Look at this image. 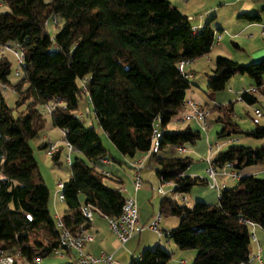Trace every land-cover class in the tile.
Returning <instances> with one entry per match:
<instances>
[{"label": "trees", "instance_id": "16d2710c", "mask_svg": "<svg viewBox=\"0 0 264 264\" xmlns=\"http://www.w3.org/2000/svg\"><path fill=\"white\" fill-rule=\"evenodd\" d=\"M0 1L9 8L0 14V51L15 45V52L20 49L23 54L16 83L9 78L11 62L3 55L0 58V82L17 95L14 108L0 96L1 250L36 264L61 248L60 231L49 209L50 191L30 146L45 128L40 106L53 104L49 111L53 126L84 157L72 160L71 176L62 183L66 211L61 221L72 233L90 227L84 207L108 219L117 218L127 199L105 184L108 176L98 169L101 162L116 159L94 126L77 116L84 96L118 152L131 159L150 152L144 168H152L161 184L172 183L174 194H187L207 184L206 178L186 174L190 157L161 153L201 139V132L190 126L168 128L184 111L188 92L195 86L180 64L208 55L214 46L209 24L194 30L171 0ZM243 17L250 23L260 21L257 13ZM59 22V31L50 36L49 26ZM236 75L250 77L254 87L264 92V59L239 64L220 56L207 75L208 97L213 99ZM239 98L249 106L260 103L246 90ZM22 106L24 110L16 116L15 110ZM209 111L218 114L219 137L264 139L262 126L248 131L240 128L234 120L233 102L214 104ZM48 147L45 142L39 145L47 152ZM61 150L51 155L55 163ZM213 163L215 168L231 165V171L239 174L235 186L221 188L214 204L197 201L189 207L163 196L159 213L179 221L165 231L166 238L180 250H195L192 264H249L252 227L264 231V178L240 176V172L264 164V143H231L216 154ZM61 250L72 254V250ZM172 257L170 250L157 245L132 256L129 264H168Z\"/></svg>", "mask_w": 264, "mask_h": 264}, {"label": "rangeland", "instance_id": "374dc122", "mask_svg": "<svg viewBox=\"0 0 264 264\" xmlns=\"http://www.w3.org/2000/svg\"><path fill=\"white\" fill-rule=\"evenodd\" d=\"M181 0H171V3L174 7H179V10H187L190 14V18L198 21L205 16V20H208L211 22V26L214 29V32L217 34H220L222 36H227L228 34L224 33L228 32L230 29L232 31V26L234 24L235 19H237L236 15L234 19H232V14L230 13V6L231 2H238V1H246V0H226L224 2H220L217 0H202L204 2L203 7H198L196 2L190 3L189 5L183 4L182 2H179ZM259 5H264V2H258ZM208 6V7H207ZM9 8L7 5L2 4L0 1V14L3 12L8 11ZM183 12V11H181ZM216 15V17H214ZM262 18H264V11L261 13ZM214 18V19H212ZM196 21H191L192 23H196ZM191 23V24H192ZM220 25L221 30L217 32L216 29ZM194 26V25H193ZM61 27V22H59L58 25H50L49 26V34L50 36H54L60 29ZM226 37H224L225 39ZM234 41V40H232ZM261 41H264V37H260V40L256 42V45H260ZM216 39H215V44L213 46L212 52H210L208 55H206L203 58L197 59L194 64L192 65H186L187 70L192 69L195 78L192 79L191 81L195 86L191 90L196 93L195 101L198 103H206L208 104L209 108L208 110V116H207V125L208 128L204 130L199 124V126L196 124L197 120H188L184 122H177L176 119L169 125V130H182L188 126H190L192 129L200 131L201 132V139L198 140L195 144H186L185 152H179L177 151L176 148L174 147H169L166 151L162 152L161 155L164 157H190L192 159V164L189 166V170L196 172L197 174H203L205 172V169L203 170V167L207 164L206 160L208 158H214L216 154L219 152L218 146L221 143H224L226 140L223 137H219L218 133L221 131L222 126L219 124L216 120L218 117V114L216 112L209 111L213 107L215 103L218 104H228L230 102H233L234 104V120L237 122L240 126V128L243 131H248V130H253L256 128L257 125L264 127V104L260 101V103H257L255 105L249 106L246 103H241L238 101V98L236 96V92L232 90V85H234L239 79H248V76H240L237 75L229 81L227 84L226 88L222 91L216 92L214 94L215 101H210L209 98H207L209 94V90L207 88L208 82L206 84V78L207 74H212V69L214 68L215 62L209 67L208 62V57H226L231 59L229 56L230 53L234 56L238 54V50L234 47V45L228 41L227 44L230 46V49H225V48H214L216 46ZM11 48H3L2 51H0V58L3 56L7 57L8 60L11 62L12 67H11V75H10V80L12 83H16L19 78L15 76L16 71L20 70V65H19V57L17 55L16 51V46L11 45ZM229 50V51H228ZM19 52L20 49H17ZM229 54H228V53ZM256 62V61H252ZM241 64H250V60L247 61H241L238 62ZM207 64V65H206ZM233 83V84H232ZM12 87H9L8 91V99H6V103L9 107L14 108L15 103L17 100V95L16 93L13 92ZM189 95V94H188ZM53 104H48L46 106H40L41 112H43L44 117L46 119V124L43 132L38 136L37 138L33 139L30 141V146L33 149V154L34 157L38 163V170L40 174L42 175L46 185L49 188L50 191V201H49V209L51 214L55 215V210L58 209L60 211L63 207L65 208V205L60 201L58 197L61 196L62 193V188H59V182L61 181L62 183L66 182L69 180L71 176V169L70 166H67L65 164V156L67 154V148L65 145V142L63 140L64 137V132L61 131L58 128H55L52 123L51 119V114L49 112L48 107L52 106ZM259 109L262 113L261 117H257L255 114V110ZM24 110V106L18 108V110H15V115L17 116L19 112ZM79 110L84 112L85 114L87 111H89V116L84 118L85 124L87 126H94L99 138L101 139V142L103 146L112 154L117 159L123 160V156L118 152L117 148L114 146V144L111 142V140L107 137V135L103 132L101 127L99 126L98 122L96 121V118L94 117L93 113V107L92 105L88 102V99L86 96L83 97V100L80 103ZM178 120V119H177ZM198 123V122H197ZM44 139H46L44 141ZM238 142L247 144L248 140H254L253 138H249L246 136H239ZM261 140V139H260ZM264 143V139H262ZM48 142V143H53L57 147H62V154L60 156L59 163H55L52 160L51 155L48 154L46 150H42L39 148V145L41 143ZM226 149V148H225ZM222 149V150H225ZM76 157H82L84 158L81 154L78 152H71V158L74 160ZM132 159L126 158V160L121 164L117 163L115 164V169L116 171H113L114 175H117L121 177L124 181V185H129V180H130V175L131 171H133V167L129 166L127 164L128 161ZM153 172L152 168H144L142 170V179L144 178L147 179V174ZM207 174V173H206ZM188 175V174H187ZM200 176V175H199ZM204 176V175H201ZM208 176V175H207ZM204 178V177H203ZM105 184L107 185H114L110 182V179H105L104 180ZM144 186L143 187H148L150 188V194H146L142 196L141 198V203L138 205V210L139 213L142 215L143 218L148 219L151 215V219L149 220L148 226L154 221V219L159 215L160 211V204L163 198V195L158 193L156 190L159 187H162L165 193H167V197H172L171 195V190L172 187L170 184H161L158 179L148 181L144 180ZM235 186V185H233ZM209 187V186H208ZM201 186H195L193 189H201ZM211 188L216 191L214 187L211 186ZM189 193L187 194H177L176 198H174L180 205H187L189 207L193 206L195 202L190 201V205L186 204V202H183V197H188ZM125 198H128L125 196ZM181 198V199H180ZM65 209L61 211V213H64ZM93 212V210H92ZM95 216L93 217V228L91 234L96 237V241L94 243V246H98V252H101L100 250H105L106 255H111L113 256L114 263L113 264H129L131 253L130 249L132 250L133 253L139 252L136 251V245H137V240L138 237L135 236L136 233L134 234V238L129 242H126L125 244H122L116 234L113 232V230L110 227L109 221H107L102 215L100 214H95L94 212L92 213ZM174 219L173 217H164L162 216V220L164 224L168 221H172ZM161 220V221H162ZM259 227V226H258ZM257 228V227H256ZM146 232L142 234L143 238L149 237H155L154 235L158 234L153 231V230H148V228H145ZM259 231L262 234V238L260 237V241H262V252L264 255V233L262 232L261 228H258ZM96 230L99 231V237L96 234ZM252 233H253V238L251 242V250L255 251L254 249L256 248L257 241L254 240V230L252 228ZM159 237V236H158ZM161 239V238H160ZM102 241V243L99 245V243ZM165 242V239H163ZM258 247V246H257ZM144 250V249H143ZM170 250V249H169ZM172 250V249H171ZM187 251H192V250H187ZM130 254V255H129ZM95 255L97 253L95 252ZM102 253L98 254L97 256H101ZM15 263L16 264H31L29 263L23 256L21 255H15ZM264 259V256H263ZM181 260H185L186 262L190 261L189 257H180L176 258V255L174 254L172 259L169 261L168 264H179ZM73 262V258L69 256H61V255H56V254H51L45 258L40 259L39 264H69Z\"/></svg>", "mask_w": 264, "mask_h": 264}, {"label": "crops", "instance_id": "0c3cea01", "mask_svg": "<svg viewBox=\"0 0 264 264\" xmlns=\"http://www.w3.org/2000/svg\"><path fill=\"white\" fill-rule=\"evenodd\" d=\"M217 1H220L222 3L226 0H217ZM260 1L264 2V0H246V1L231 2V5H229L230 6V13L232 14L231 17H232V19H234L235 15L237 17V19H235L234 24L232 26V31L229 29L228 32H225L224 30H221L220 25L216 26L217 32L224 31V33H226L228 35L222 36V35L214 32V37L217 41L216 42L217 47H214V48L218 49V48L222 47L225 49H230V46L227 44V42L230 41L234 45V47L238 50V54L233 56L230 53L231 56H229V57L237 63L241 62V61H247V60H250V62H252V61H259L261 59H264V41H261L260 45H256V42H258L260 40V37H264V18H262V16H261L262 11H264V5H259L258 2H260ZM179 2H182L183 4H186V5H189L190 3L196 2L198 7L204 6V2L202 0H181ZM179 7L180 6H178L176 8L179 9ZM181 11H183V12H181ZM181 11L180 12L183 15L188 17V19L190 20V23H192L191 21H193V22L196 21V20L190 18L191 16L187 10H181ZM252 13L259 14V16H260L259 22L250 23L243 17V14H252ZM214 17H216V15ZM205 18L206 17L203 16V18L201 20L196 21V23H192V26L194 25L193 26L194 28L200 29V28H203L205 25L209 24L211 29L214 31L213 27L211 26V22H210L211 20L208 21V20H205ZM212 19H214V18H212ZM224 37H226V38L224 39ZM232 40H234V41H232ZM212 50H211V52H212ZM207 57H208L207 63L209 64V67H213L211 65L213 64V62H215V58L210 57V56H207ZM195 61L186 63V65H192L195 63ZM239 64H241V63H239ZM186 65H185L184 70L186 73L189 74L190 79L192 80L195 78V74H194L192 69L187 70ZM214 66H215V64H214ZM214 68H211L212 69L211 71H213ZM240 76L244 77L243 75H240ZM263 80H264V76H263ZM207 82H208V80L206 78V84H207ZM254 85H255V83H254L253 79L248 77V79H239V81H237L234 85H232L231 88L233 91H235L237 93L236 96L238 98V101L241 103H244L239 98L240 94L242 93V91L248 90L251 87H253ZM188 94L189 95H187V99L193 100L200 108H206V109L209 108L208 104L198 103L197 101H195L194 96H196V93L193 92V90H190L188 92ZM207 98H209V97H207ZM209 100L216 102L215 97L213 99L209 98ZM215 104H218V103H215ZM184 111L190 112L191 107L190 106L186 107V109ZM197 122H196V124L199 126L200 123H199V121H197ZM45 140L46 139H44V141ZM227 142L228 141L226 140L224 143H221L218 146L217 150L223 151L222 149L227 148V146L229 145ZM45 143L50 144L48 142H45ZM238 144H243V143L238 142ZM261 144H263L262 140L254 139V140H248L247 144H244V145L259 146ZM176 149H177V151H179L178 148H176ZM182 149H184V152L186 151V148H182ZM62 150L60 152V156L62 154ZM143 157H144V155L139 154L135 158H133L132 160L127 162V164H129V166L133 167V171H131V175L129 176L130 177L129 185H127V186L124 185L123 179L121 177H119L118 174L117 175L113 174V171L117 170V169H115V164L119 163L122 165V163L126 160L127 157H122L123 160L115 158L117 161L116 160L115 161L114 160H112V161L111 160H105V161L101 162V164L98 166L99 171L103 172L104 174H107L108 177L106 179H110V182L112 184H114V185H108V186L111 188H114V189H118L119 191L123 190L124 192H122V193L125 196H127L128 199H130V198L134 199L136 201L137 205H139L141 203L142 196H144L146 194L147 195L150 194V188L143 187L144 186L143 185L141 189H139L138 191H135L134 184H133L134 165L136 162L140 161ZM204 169H205V172H203V174H201V173L197 174L196 172H193V171L187 169L186 174H188L190 176H199L200 175L199 177H202V178L204 177L208 181H207V184L201 186L202 187L201 189H192L189 192V196L187 198L183 197L182 199H183L184 203L186 202V204H188V205H190V201H193V202L205 201V202L210 203V204L217 203L219 194H218L217 190L214 191L211 188L210 179L208 178V176L206 174L207 164L203 167V170ZM216 171H217V174H216L215 178H216V183L219 185V187H222V186L233 187V185L236 184L238 179L228 175V173H230L231 169H229L227 167H223V168H216ZM223 173H227V174H223ZM140 174L142 177L143 176L142 171L140 172ZM201 175H204V176H201ZM242 175H254L258 178H264V164L247 167L240 172V176H242ZM155 179H157V178L155 176L154 171L147 174V179L144 178V180H148V181H152ZM144 180H143V184H144ZM59 183H62V182L60 181ZM169 184L172 187V190L170 192H171V195H173V199H174V198H176L177 194H174V192H173V190H174L173 184L172 183H169ZM166 195H167V193H166ZM58 198L64 204V202L62 201V197L60 196ZM64 209L66 211V206H65V208L63 207L60 211H58V209L55 210V215L53 214V217L55 219L58 217L61 218L63 215V213H61V211H63ZM91 212H92V210H91ZM93 212L95 214H100L96 211H93ZM139 215H140L139 225L137 226L136 235H135L138 237V240H137L138 242L136 245V249H137L136 251H139V252L133 253L132 250L130 249L129 251L131 253V257L140 255V253L143 251V249L154 248L157 245H161L168 250L170 249V251L173 253V255L174 254L176 255L177 259L180 257H189L190 258L189 262H186L185 260H181L179 264H192L193 263V261L196 257V251L195 250H192V251L180 250L177 248V246L171 240H168L166 238L165 231H168V230L177 226V224L179 222L177 218L172 219V221L166 222V224H164L163 220L161 221V224H160L161 236L158 237L157 235H154L155 237H153V236L149 237L148 236L147 238H143L142 234L146 232L145 228H148L149 220L151 219V217L153 215H151L148 219L143 218V214L141 215L139 213ZM94 216L95 215L92 214V221L90 223V227L88 228V232L90 234H91L92 228H93V221H94L93 217ZM104 218L108 221V218H106V217H104ZM252 228L254 230V240L257 241V245H256V248L254 249L255 251L251 250V261L249 264H264V259H263L264 255L262 252V241H260V237L262 238V234L259 231V229H258L259 227L257 225L253 226ZM148 230H150V229L148 228ZM262 232L264 233L263 230H262ZM96 234L99 237V231L98 230H96ZM163 239H165V242L163 241ZM95 241H96V237L94 238V241L92 243H86L85 244V251L87 253H90L91 255H93L95 257H101L102 255H106L104 252L105 250H100L101 252H98V250H97L98 246H94ZM101 243H102V241L99 243V245ZM67 252L68 251H66V250H61V256L72 257L73 262H75L74 251H71L73 255L71 253H69V252L67 253ZM95 252L97 253V255L100 253H102V255L97 256V255H95ZM97 264H104V263L99 262Z\"/></svg>", "mask_w": 264, "mask_h": 264}, {"label": "built area", "instance_id": "2783aa9c", "mask_svg": "<svg viewBox=\"0 0 264 264\" xmlns=\"http://www.w3.org/2000/svg\"><path fill=\"white\" fill-rule=\"evenodd\" d=\"M198 28H194L196 30ZM19 57V63L23 59V54L21 52H16ZM186 63H181L179 66V69L181 71H184ZM18 71H16V75H18ZM264 87V86H263ZM9 86L5 83L0 82V96L7 99L8 98V90ZM250 95H253L257 97L262 103H264V92L263 90H259L257 87H251L250 89L246 90ZM190 106L191 111L186 112L183 111L182 114L178 118V122H184L188 120H197L201 124L202 128L206 130L208 128L207 125V116H208V110L206 108H200L193 100L186 99L184 102V110L186 107ZM52 109V106L49 107V111ZM89 111L85 114L84 112L78 110L77 116L81 119L87 117L89 115ZM255 114L257 117H261L262 113L259 109L255 110ZM238 142L236 139H230L227 143H236ZM66 144V143H65ZM67 148V154L65 156V164L67 166L72 165V158H71V152L73 151V148L66 144ZM155 149L158 148L157 145L154 146ZM179 152H184V149L178 148ZM59 151V147H57L55 144L50 143L48 147V154L52 155ZM150 156V152L145 154L144 157L135 163L134 165V175H133V184L135 191H138L143 186V179L141 177L140 172L145 167L146 160ZM207 163V169L206 173L208 175V178L210 179V185L214 187L217 191H219L222 187H219V185L216 183V168L213 163V158H208L206 160ZM227 168H231V165H227ZM227 174V173H223ZM228 175L239 178V174L234 173L233 171H230ZM59 188H62V183H59ZM158 193L165 196L166 193L163 190L162 187H159L156 189ZM120 192H124L123 190H120ZM82 213L84 217L87 219L89 223L92 221V212L84 207L82 209ZM139 210L138 205L136 201L132 198L126 199L125 204L122 209V213L117 218H109V224L113 232L118 237L119 241L122 244H125L128 242L136 233L137 226L139 225ZM162 216L159 213V215L154 219V221L148 226L149 229L155 231L158 236H161V230H160V224H161ZM56 226L60 231L59 235V242L60 247L72 250L76 254L75 264H97L99 262H102L104 264H113V256L111 255H102L101 257H95L91 255L90 253H87L85 251V244L86 243H92L94 241V236L90 234L88 231H84L82 233H72L69 229H67L64 225V223L61 221V218H56ZM61 248L56 249L54 251V254L61 255ZM36 264H39V260L35 261ZM0 264H15V258L14 255L9 254L8 252H5L0 249Z\"/></svg>", "mask_w": 264, "mask_h": 264}]
</instances>
